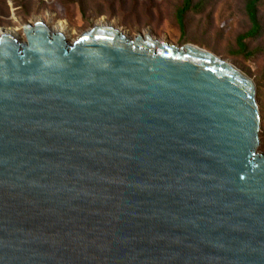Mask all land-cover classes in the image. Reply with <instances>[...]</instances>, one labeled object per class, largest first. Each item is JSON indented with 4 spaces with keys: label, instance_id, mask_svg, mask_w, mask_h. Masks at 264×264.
<instances>
[{
    "label": "water",
    "instance_id": "95a60500",
    "mask_svg": "<svg viewBox=\"0 0 264 264\" xmlns=\"http://www.w3.org/2000/svg\"><path fill=\"white\" fill-rule=\"evenodd\" d=\"M23 34L0 35V264H264L250 77L115 27Z\"/></svg>",
    "mask_w": 264,
    "mask_h": 264
},
{
    "label": "rangeland",
    "instance_id": "374dc122",
    "mask_svg": "<svg viewBox=\"0 0 264 264\" xmlns=\"http://www.w3.org/2000/svg\"><path fill=\"white\" fill-rule=\"evenodd\" d=\"M244 1L213 0L202 14L187 12L180 24L182 0H0V30L24 39L23 26L42 20L54 31L63 29L71 42L96 25L109 24L131 38L150 33L177 46L190 43L211 51L253 80L261 118L259 150L264 153V0L258 7L262 31L245 39L247 50L255 51L252 56L237 43L251 27Z\"/></svg>",
    "mask_w": 264,
    "mask_h": 264
},
{
    "label": "trees",
    "instance_id": "16d2710c",
    "mask_svg": "<svg viewBox=\"0 0 264 264\" xmlns=\"http://www.w3.org/2000/svg\"><path fill=\"white\" fill-rule=\"evenodd\" d=\"M16 4V0H12ZM213 0H182L181 5L177 9V18L182 23V19L187 12L194 14H202L208 5ZM262 0H245L244 9L245 13L251 23V27L248 31L238 36L239 50L244 52L248 56L255 54L254 50H247V45L245 43L246 38H254L262 31V25L258 18V7Z\"/></svg>",
    "mask_w": 264,
    "mask_h": 264
},
{
    "label": "bare ground",
    "instance_id": "6f19581e",
    "mask_svg": "<svg viewBox=\"0 0 264 264\" xmlns=\"http://www.w3.org/2000/svg\"><path fill=\"white\" fill-rule=\"evenodd\" d=\"M100 27H110V25L108 24V25H100ZM60 29V28H59ZM54 31V30H53ZM59 31H61V32H63L64 33V30L63 29H60ZM121 31V30H120ZM4 32H11V33H13V34H15L14 32H12V31H10V30H7V29H2V30H0V35L2 34V33H4ZM122 32V31H121ZM124 33V32H123ZM65 34V33H64ZM125 34V33H124ZM148 35H150V33H148ZM228 62V61H227Z\"/></svg>",
    "mask_w": 264,
    "mask_h": 264
}]
</instances>
